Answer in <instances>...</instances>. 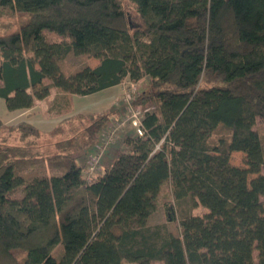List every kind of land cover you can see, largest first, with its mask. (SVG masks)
<instances>
[{
  "label": "trees",
  "instance_id": "trees-1",
  "mask_svg": "<svg viewBox=\"0 0 264 264\" xmlns=\"http://www.w3.org/2000/svg\"><path fill=\"white\" fill-rule=\"evenodd\" d=\"M129 1L135 28L121 0H0L1 12L26 15L0 33L8 111L53 88L89 96L148 78L157 89L144 94L156 109L143 136L92 182L79 153L100 121L49 154L35 126L0 118V264H264V0ZM70 54L99 63L65 73ZM60 127L46 135H66ZM234 152L246 167L231 164ZM167 183L175 200L208 210L183 215L181 235L148 225Z\"/></svg>",
  "mask_w": 264,
  "mask_h": 264
},
{
  "label": "rangeland",
  "instance_id": "rangeland-1",
  "mask_svg": "<svg viewBox=\"0 0 264 264\" xmlns=\"http://www.w3.org/2000/svg\"><path fill=\"white\" fill-rule=\"evenodd\" d=\"M121 2L127 13L130 26L135 28L141 25V20L134 5L129 0H121ZM25 19L26 15L0 11V33L17 29ZM53 36L54 39L57 37L55 35ZM96 61L97 59L91 56H76L70 54L65 61L61 62V67L65 73H72L87 64H97ZM156 90V88L152 87L151 81L148 78H144L138 83L126 79L116 88L108 91V93H103L104 95L80 98L78 101L75 100L74 103L73 101H69L71 108L67 106V109L64 108V104L66 103L61 98L51 102L40 100L42 103L36 104L31 111L20 110L10 112L6 108L5 101L0 99V118L6 123L8 122L9 124L7 125H15L20 120L27 118L32 119L36 125L35 127L40 132L41 138L37 139L38 143L43 152L49 154H55L61 151V149L69 144V139L67 138L73 135H77L75 138L80 140L84 136L83 132H85L86 128L91 126L94 129V121H100V126L97 127V130H93L97 132L94 140L90 144L91 146L87 151L79 153V163H85L87 166V171L85 172L86 177L91 172V157L99 154L96 169L92 172V175L95 176L96 172L102 173L120 153L129 150L128 139L139 136L134 122L138 118L141 119L145 110L156 109V106L153 104L154 101L153 103L152 101H145L144 103V94ZM63 108L66 110L62 111ZM76 116H82L83 121L80 118L77 120L72 119ZM79 120L81 128L69 129L73 124H80ZM56 126H61L60 130L65 128L67 131L65 133L66 135L60 132L58 134L46 135L52 132ZM255 128L261 134L264 147V122L258 120ZM76 129L79 130L76 132ZM87 135L89 138L91 137L89 133ZM18 137L19 134L17 132L12 134L10 143L18 144ZM230 162L235 166L246 167L245 155L242 152H234ZM187 213L204 216L208 213V210L203 206L194 208L192 201L188 199L181 201L175 200L172 195L171 185L167 183L161 189L158 198V209L148 220V225H166L175 235H181L180 220ZM62 250L63 246L60 245L54 252V255L59 256ZM257 255L258 253L255 251L254 259L256 262ZM154 264L163 263L156 262Z\"/></svg>",
  "mask_w": 264,
  "mask_h": 264
},
{
  "label": "crops",
  "instance_id": "crops-1",
  "mask_svg": "<svg viewBox=\"0 0 264 264\" xmlns=\"http://www.w3.org/2000/svg\"><path fill=\"white\" fill-rule=\"evenodd\" d=\"M97 62V64L99 63L98 62V60L96 61ZM97 64H92V65H90V66H92V67H95ZM117 86H115V87H112V88H109V89H106V90H104V91H101V92H98V93H96V94H93V95H89V96H78V95H68V94H65V93H62V92H60L59 90H57V89H55V88H53V89H51V91H50V95H49V97L48 98H46V100H42V101H54V100H58V99H63V101H65V103L66 104H64V108H66L67 109V106H70V104H69V101H73V103L75 102V100L76 101H78V99H80V98H87V97H96V96H101V95H104L105 93H108V91H110L111 89H114V88H116ZM104 93V94H103ZM1 99V98H0ZM68 101V102H67ZM38 103H42L41 101H36V104H38ZM35 104V105H36ZM35 107V106H34ZM33 107V108H34ZM33 108H31V109H29V110H25V111H31ZM62 109V111H64V110H66V109ZM70 108H71V106H70ZM73 108V107H72ZM28 113H30V112H28ZM4 121V120H3ZM21 121H26V122H29L30 124H33L34 126H36L34 123H33V121H32V119H29V118H27V119H23V120H20L19 122H21ZM18 122V123H19ZM4 123L5 124H9L8 122L6 123L5 121H4Z\"/></svg>",
  "mask_w": 264,
  "mask_h": 264
},
{
  "label": "built area",
  "instance_id": "built-area-1",
  "mask_svg": "<svg viewBox=\"0 0 264 264\" xmlns=\"http://www.w3.org/2000/svg\"><path fill=\"white\" fill-rule=\"evenodd\" d=\"M142 118H143V116L141 117V119L138 118V120L134 122V124L136 125L135 127H137V130H138L137 133L139 136H143V134H144V130L142 127ZM98 160H99V154L91 157V166H90L91 172H89V175L87 177V180L89 182H92L94 180V178L99 174V172L98 173L96 172L95 176L92 175V172L96 169V164H97Z\"/></svg>",
  "mask_w": 264,
  "mask_h": 264
}]
</instances>
